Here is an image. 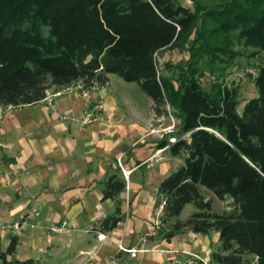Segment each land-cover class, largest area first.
Returning a JSON list of instances; mask_svg holds the SVG:
<instances>
[{"label":"trees","instance_id":"trees-1","mask_svg":"<svg viewBox=\"0 0 264 264\" xmlns=\"http://www.w3.org/2000/svg\"><path fill=\"white\" fill-rule=\"evenodd\" d=\"M231 32L264 51V0H193L192 8L179 0H0V106L35 104L49 88L78 80L83 88L104 85L109 74L136 82L155 114L167 113L168 105L179 119L155 144L185 156L159 183L155 208L164 203L163 237L215 231L219 245L208 264H264V61L253 79L257 94L241 113L238 85L222 78L206 90L200 81L204 66L223 76L214 62L222 61L220 54L235 55ZM175 48L187 49L188 58L173 78L158 74L153 53ZM125 188L121 175L110 176L103 200H115ZM201 189L220 201L230 198V208L213 212ZM189 203L195 212L178 220ZM119 205L116 200L98 231L109 232L123 219ZM16 244L13 236L0 249L1 264H40L14 259Z\"/></svg>","mask_w":264,"mask_h":264},{"label":"crops","instance_id":"crops-1","mask_svg":"<svg viewBox=\"0 0 264 264\" xmlns=\"http://www.w3.org/2000/svg\"><path fill=\"white\" fill-rule=\"evenodd\" d=\"M112 80L123 88L113 74L104 85L89 88L79 80L72 82L53 96L56 111L44 100L0 106V220L25 217L35 225L19 233L0 230L1 251L16 236L12 257L40 264H82L89 255L88 264H170L189 254L209 260L219 245L217 232L210 236L185 229L166 239L158 229L148 236L156 218L159 183L166 174L162 162L168 152L155 147L166 132L156 128L165 121L156 116L152 122L153 101L149 111L140 110L123 94L125 89L111 86ZM99 98L107 108L100 120L82 124L58 117L80 116ZM116 174L124 178L126 188L115 200H103L105 183ZM116 200L123 219L102 233L98 225L114 213ZM33 209L38 217H33ZM62 219L72 232L49 234V224ZM98 234L104 238L98 239ZM119 244L138 251L132 257L118 250Z\"/></svg>","mask_w":264,"mask_h":264},{"label":"rangeland","instance_id":"rangeland-1","mask_svg":"<svg viewBox=\"0 0 264 264\" xmlns=\"http://www.w3.org/2000/svg\"><path fill=\"white\" fill-rule=\"evenodd\" d=\"M200 3H206V4H217L220 3L223 0H198ZM179 2L183 5H186L190 8L193 6V0H179ZM228 37V43H229V49H231L234 52L233 57H227L226 55L220 54L222 61H216L214 62L215 65L220 67V71L223 73V76L218 77L217 74H214L215 72H211L208 67V69L204 66V75L200 78L201 85L204 89L209 90L211 84L214 81H220L223 78L224 83L231 85L235 84L239 87V95L238 100L239 103L237 105V111L239 113L242 112L243 105L249 98L256 96V88L253 84V78L243 73V69L246 66H252L255 68H258L259 65L264 61V51L258 50L251 46H245L241 40H239L236 36V32H231L227 35ZM161 54L165 56L166 60L163 62L161 68L159 69V74L169 75L172 78L175 75V72L177 70V67L179 65H182L186 59L188 58L189 52L185 48H175V49H165L161 51ZM116 79H120L122 86L118 85V83H115L112 80L111 86L114 88L116 86L118 89L122 88L125 89L123 94L128 95L135 101L136 107H139L140 110H148L149 107V101H151V98L145 94L144 91H142L138 84L136 82H127L124 81L120 76L117 74H113ZM50 92V91H49ZM150 99V100H149ZM167 113L157 115L155 114L152 118V122L155 123L154 119L159 117L160 120H164L165 123L158 126L156 129H160L163 127L165 128L164 134L160 137L162 139L165 134H169L170 131H173L177 128L179 119L177 118L175 114V110L166 105ZM153 108V104H152ZM153 110V109H152ZM157 116V117H156ZM166 123L169 125L166 127ZM152 126V125H150ZM163 130V129H162ZM165 138V137H164ZM158 139V140H160ZM170 143L174 142V139H169ZM141 147V146H139ZM183 155L179 156H171L170 154H165L163 156V162L165 166V176L169 175L171 172L175 171L179 166H181L184 162ZM157 172V171H156ZM158 174V173H157ZM161 174V173H160ZM141 176V174L139 173ZM202 194L211 200L212 205V211L216 213H223L227 208L229 209L231 206V199L226 198L223 201L218 200L211 192L205 191L204 189H201ZM157 212V208H156ZM155 212V213H156ZM195 212V208L193 204L189 203L184 206L182 209L180 215L177 217L178 220H186L189 218V216ZM161 215V213H160ZM157 213L155 216L159 217ZM165 231V229H162V233ZM215 232V231H211ZM211 232L208 233L211 236ZM207 234V235H208ZM214 243V241H213ZM216 245V244H215ZM46 264V263H45Z\"/></svg>","mask_w":264,"mask_h":264},{"label":"built area","instance_id":"built-area-1","mask_svg":"<svg viewBox=\"0 0 264 264\" xmlns=\"http://www.w3.org/2000/svg\"><path fill=\"white\" fill-rule=\"evenodd\" d=\"M153 59H154L156 71L159 74V69L161 68L166 58L164 55L161 54L159 50H156L153 53ZM243 73L250 75L254 79L258 74V68H255L252 66H246L243 69ZM57 94H60V91H57L55 93L47 92L46 97L43 99L53 111H56V105L54 103L53 96ZM106 110H107L106 102L102 98H99L93 101L90 104L89 108L84 113H82L80 116L76 117V116H68L66 114H58V117L61 120L71 119V120L79 121L82 124H86L92 121H97V120L102 119L104 117ZM118 165L121 166L119 161H118ZM121 171H122V175L124 177H127V173L124 170H121ZM163 204H164L163 202H160V204L157 207L156 213L158 215H160V213L162 212ZM31 212L33 214V217L39 216V212L37 210L33 209ZM159 225H160V222L157 216L151 228L148 231V236H155L157 233V230L159 229ZM34 227L35 225L29 222L27 218L25 217H23L22 219L16 222H7V221L0 220V230H5L8 232L19 233L25 228H34ZM47 232L51 235L63 236V235L70 234L72 232V228L65 219H62L60 221L49 224V226L47 227ZM97 238L101 239V238H104V236L101 234H98ZM118 250L125 251L129 253L130 256L132 257L135 256V254L138 251L137 248L125 249L120 244L118 245ZM91 259H92V256L89 255L86 261L83 262L82 264H88L89 260ZM198 261H201L204 264H208L207 260L203 259L200 256L193 255V254H189V257L182 259V260L172 259L170 260V264H197Z\"/></svg>","mask_w":264,"mask_h":264}]
</instances>
